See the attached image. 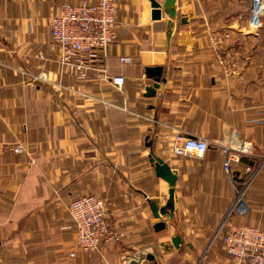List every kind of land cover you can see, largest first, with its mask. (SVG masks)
I'll list each match as a JSON object with an SVG mask.
<instances>
[{"label": "crops", "instance_id": "0c3cea01", "mask_svg": "<svg viewBox=\"0 0 264 264\" xmlns=\"http://www.w3.org/2000/svg\"><path fill=\"white\" fill-rule=\"evenodd\" d=\"M80 1L0 0V264H231L226 222L264 230V15L251 21V0H176L174 17L153 19L150 0H118L104 70L80 81L61 67L50 28ZM225 33L231 73L212 45ZM147 67H162L158 87ZM172 130L209 147L175 155ZM152 155L177 174L159 230L150 201L164 206L170 186ZM237 188L245 214L230 211ZM88 194L105 199L123 232L96 252L77 246L68 209Z\"/></svg>", "mask_w": 264, "mask_h": 264}, {"label": "built area", "instance_id": "2783aa9c", "mask_svg": "<svg viewBox=\"0 0 264 264\" xmlns=\"http://www.w3.org/2000/svg\"><path fill=\"white\" fill-rule=\"evenodd\" d=\"M251 21H258L264 15V0H251ZM118 0H81L79 3H65L60 13L51 17L50 28L54 41L59 46V62L64 71L80 81H87L91 74L104 70L108 47L117 38ZM230 33L213 40L217 61L228 73L238 67L235 53L230 50ZM123 62H133L128 56ZM111 81L119 88L124 83L122 75H114ZM89 96V94H83ZM264 113V110L262 111ZM264 123L263 118L257 119ZM169 150L175 155H202L209 147L204 137L190 136L180 130L166 132ZM21 145L13 150L21 151ZM231 154L225 162L230 167ZM69 213L76 228L77 246L87 252H96L103 243L120 240L119 231L109 215L108 204L95 194L83 195L70 202ZM249 204L245 190L238 189L231 212L245 214ZM227 229L221 233V241L232 259L231 264H264V230L256 225L236 224L227 221ZM75 252L71 256H75Z\"/></svg>", "mask_w": 264, "mask_h": 264}, {"label": "water", "instance_id": "95a60500", "mask_svg": "<svg viewBox=\"0 0 264 264\" xmlns=\"http://www.w3.org/2000/svg\"><path fill=\"white\" fill-rule=\"evenodd\" d=\"M150 1H151V6H152V18L153 19L161 18L163 11L169 14L170 17H174L177 13L176 0H164L163 2H160L158 0H150ZM146 71L148 73V76L154 78L155 86L158 87L159 82L162 80L161 78L162 67H147ZM148 93L153 94L154 91L148 90ZM151 161L154 162L156 174L162 177L163 179H165L169 183V186H170L169 197L164 206L159 207V205L155 201L153 200L150 201L151 210L154 215L153 222H154L155 228L159 230L165 227L164 221H160L159 218L162 215L169 214L171 216L174 213L175 185L177 181V174L171 168L169 163L164 161L161 157L152 155ZM172 240L176 246H178L180 242L182 241L179 235L174 236ZM132 264H137V262L132 261Z\"/></svg>", "mask_w": 264, "mask_h": 264}, {"label": "rangeland", "instance_id": "374dc122", "mask_svg": "<svg viewBox=\"0 0 264 264\" xmlns=\"http://www.w3.org/2000/svg\"><path fill=\"white\" fill-rule=\"evenodd\" d=\"M246 195V194H245ZM245 198H246V196H245Z\"/></svg>", "mask_w": 264, "mask_h": 264}]
</instances>
